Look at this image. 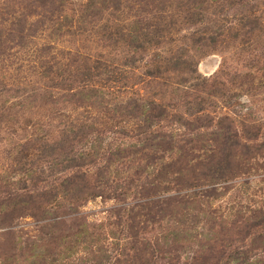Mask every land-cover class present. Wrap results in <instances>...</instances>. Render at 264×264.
<instances>
[{
  "label": "trees",
  "instance_id": "trees-1",
  "mask_svg": "<svg viewBox=\"0 0 264 264\" xmlns=\"http://www.w3.org/2000/svg\"><path fill=\"white\" fill-rule=\"evenodd\" d=\"M254 2L0 0V130L30 133L0 167V264H264V186L256 202L237 188L247 186L241 178L264 175V124L248 113L236 123L202 96L219 95L228 67L221 64L208 78L196 74L190 79L196 95L169 105L130 89L134 95L126 96L105 82H112L114 55L124 53L121 66L133 69L140 53L160 49L172 34L165 21L174 6L191 26L207 25L208 8L231 13L228 41L251 58L243 67L247 81L256 72L263 78L264 49L253 46L262 16ZM199 33L193 55L220 44L221 34ZM64 38L98 51L62 50ZM188 56H159L145 64L153 69L147 74H194ZM34 78L39 87L24 98L23 86ZM53 92L60 93L56 104L80 111L83 120H27L20 127L8 116L12 107L4 108L10 94L30 106L40 96L49 104ZM107 124L115 128L107 141L93 137L81 146ZM96 198L114 202L103 222L69 217ZM25 217L36 223L31 238L17 235L15 224Z\"/></svg>",
  "mask_w": 264,
  "mask_h": 264
},
{
  "label": "rangeland",
  "instance_id": "rangeland-1",
  "mask_svg": "<svg viewBox=\"0 0 264 264\" xmlns=\"http://www.w3.org/2000/svg\"><path fill=\"white\" fill-rule=\"evenodd\" d=\"M71 1L78 2L80 0ZM254 6L257 8V10H259V12L256 13V16L257 14L261 15L262 20L258 22L261 32L255 33L253 46L254 48L264 49V0H256V2H254ZM175 7L176 6L171 9H167V13H171V15L168 17V19H166L165 22L172 23L169 29L172 34L170 37L163 39V41H159L162 42L159 45L160 49L148 48L143 53H140L139 56H141V60L133 65V69H127L126 67L121 66L124 64L123 62L125 60L124 53L116 57L114 55L113 64L116 66V68L114 67L109 69V71H112L111 79H109L112 82L105 81L106 86H111L113 88L116 87L120 90H126L121 91L126 93V96L134 95L128 93L130 89L135 94L138 92L139 95L143 96L147 101L154 100L157 102L160 100V102H163L166 105L173 103L176 104V100L179 97L184 95H196V92H192V81H190L193 76L197 74L201 76V78H208L217 73L221 64H225L228 69L227 72H224L225 75L222 77L225 80V84L218 91L219 95H202L206 98L204 101L209 104V106H211L215 112L222 114L227 113L228 116L236 123L239 122V120H242L241 116L243 113H248L253 122L255 121L259 122L260 124H264V84H262L264 77L262 78L259 75L260 73L256 72L257 74L253 73V78L250 81H247L248 77H246L245 73L246 68L243 67L249 63V59L251 58L248 56V60H246L245 56L239 55V50L241 48L238 43L234 42L233 47L231 42L228 41L230 40L228 36L231 33L230 28L232 25H229L227 21L232 20L230 17L231 13L225 16L213 15V12L220 13L219 10L216 8H208L205 15L207 18V25L191 26L189 25L190 23L185 20L184 15V17L180 15L178 16L177 14L175 15ZM133 10L135 11V9H131L130 14L134 12ZM123 12L126 13L127 11L124 10ZM106 13L107 12H102L101 14L102 23H104L107 18ZM222 18L227 21H222ZM233 27L235 28L234 25ZM201 28L214 37L217 36V33L221 34L217 37V43L220 44L215 47H208L206 50L203 49L204 52L202 54L200 53L193 55L189 51V48L191 49L192 40L194 37H197L198 34H200L199 32ZM64 39L65 40L59 44V47L62 50L65 48L78 47L82 52H88L92 55L98 51L97 49L90 48L91 45L82 41L81 39L80 41L78 40L77 43L69 41L68 38ZM220 40H223V43H221ZM224 40L226 41L224 42ZM187 54L189 55V59H186V63L189 66L191 64L195 65L194 74L171 72L162 74L160 79L151 78L148 76L147 72H152L153 69L149 66H145V64L152 62L157 64L156 62L158 61L159 56L165 58H174L179 55L186 56ZM11 63L15 67L16 64L13 62ZM249 74H252V70H249ZM100 82L102 83V81ZM37 85L38 83L34 78L32 84L28 83V86H23V93L21 95L24 98L27 95L30 96L29 94L32 90L36 92L37 88L39 87H37ZM19 96L20 94H18L17 97L10 94L9 98H7L4 108L12 107L11 115L8 116L10 119L16 120L18 122L17 125L20 127L22 126L21 123L27 120L36 121L38 125L46 124L48 122L46 121V118H52L50 121L53 124H56L59 120L65 122L67 121V116L72 117L73 115L78 119L83 120L80 111L78 113H73L69 110L67 104H64L63 102L56 104V101H59L60 93H51L49 104H45L46 100L43 96L34 98L35 101L29 103L30 106H25ZM177 106L178 107L176 110L180 113L183 112L184 109L180 103H177ZM5 115L7 114L4 113V116ZM43 115L46 116L42 117ZM97 128L100 130V132L96 133V135L88 136L89 138L83 139L81 141L82 147L87 146L93 137L107 141L108 136H110V131L115 129L113 124H107L103 127L101 126ZM47 130L49 129L44 127V129L41 131L46 132ZM8 131L9 130H5L4 132V129L0 130V167L2 164L10 162L15 150L18 149V144L25 142L28 138L27 136L30 135V133L24 132L9 134L11 131ZM259 177L264 178V175L258 177L252 176L248 179L241 178V180H239L240 183L245 182L247 186L237 187L239 189L238 193H244L245 196L248 193L250 196L247 195L245 198H248L247 200L249 201L256 202L258 197L254 196V194L258 196L259 187L264 186V180H262V182L257 181L259 180ZM231 196H233V192H231ZM226 198H229V196H226ZM240 198L243 199L242 195H240ZM224 199L225 197L222 198L221 201ZM127 204H131V202L129 203L127 201ZM113 205L114 202L112 200L96 198L86 202L83 206L77 209L76 215L71 214L69 217L83 216L87 224L101 223L105 220L106 210ZM35 226L36 223L31 218H21L15 224V228H19V233H17V235L21 238H31L33 235H35Z\"/></svg>",
  "mask_w": 264,
  "mask_h": 264
}]
</instances>
